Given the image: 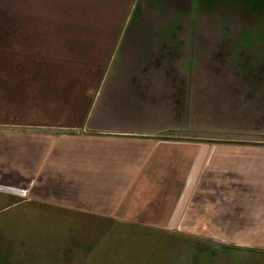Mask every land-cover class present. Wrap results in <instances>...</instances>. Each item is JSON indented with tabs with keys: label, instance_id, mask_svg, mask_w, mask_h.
Segmentation results:
<instances>
[{
	"label": "crops",
	"instance_id": "crops-1",
	"mask_svg": "<svg viewBox=\"0 0 264 264\" xmlns=\"http://www.w3.org/2000/svg\"><path fill=\"white\" fill-rule=\"evenodd\" d=\"M0 196L264 251V0H0Z\"/></svg>",
	"mask_w": 264,
	"mask_h": 264
},
{
	"label": "rangeland",
	"instance_id": "rangeland-1",
	"mask_svg": "<svg viewBox=\"0 0 264 264\" xmlns=\"http://www.w3.org/2000/svg\"><path fill=\"white\" fill-rule=\"evenodd\" d=\"M203 14L199 19L208 21ZM11 203L0 196V264H264L263 250L221 247L43 204Z\"/></svg>",
	"mask_w": 264,
	"mask_h": 264
},
{
	"label": "water",
	"instance_id": "water-1",
	"mask_svg": "<svg viewBox=\"0 0 264 264\" xmlns=\"http://www.w3.org/2000/svg\"><path fill=\"white\" fill-rule=\"evenodd\" d=\"M129 70H132V69H129ZM176 81L178 83V96H177V100H176L177 102L175 105L176 121L179 124L178 129H185L187 116L190 114L189 104H190L191 90H190L189 84H191L192 80L185 79V78H178L176 79ZM215 107L217 108V101H216ZM86 128L87 126L85 127V129ZM199 135L200 137L205 136L202 134H199ZM188 137H191V135H189Z\"/></svg>",
	"mask_w": 264,
	"mask_h": 264
}]
</instances>
